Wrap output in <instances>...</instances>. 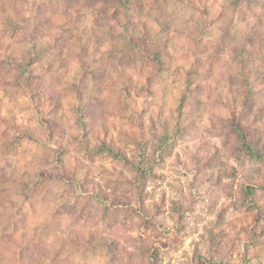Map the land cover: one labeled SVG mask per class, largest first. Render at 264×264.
Here are the masks:
<instances>
[{
  "label": "clouds",
  "instance_id": "obj_1",
  "mask_svg": "<svg viewBox=\"0 0 264 264\" xmlns=\"http://www.w3.org/2000/svg\"><path fill=\"white\" fill-rule=\"evenodd\" d=\"M25 7L0 41L15 61L0 73V264H153L157 249L156 264H176L185 245L184 264H264V235L238 221L245 190L264 185V0ZM65 29L82 57L24 65ZM38 176L46 187L29 192Z\"/></svg>",
  "mask_w": 264,
  "mask_h": 264
},
{
  "label": "rangeland",
  "instance_id": "obj_2",
  "mask_svg": "<svg viewBox=\"0 0 264 264\" xmlns=\"http://www.w3.org/2000/svg\"><path fill=\"white\" fill-rule=\"evenodd\" d=\"M87 1L89 2L90 6L92 5V7H94L95 4L99 2V0ZM28 2L29 0H0V41H2L4 38L12 39L22 31L21 26L27 19V17L25 16V12L27 11L25 6L28 4ZM107 2L108 0H105V3ZM124 3L126 4L127 0H124ZM37 11L39 12V9ZM101 11L104 10L102 9ZM113 15H115V13H113ZM77 19L79 21L80 18ZM92 23L98 24V20H93ZM38 27V25L33 26V34L37 31ZM109 31L111 32V29ZM125 31H127V26H125ZM23 38L26 37H22V39ZM80 41V37L75 36V34L72 33L70 29H65L53 40V42L48 46V48L41 50L39 53L36 54L35 57H33L31 54H28L24 58V65L30 67L32 63L39 61L43 57L53 55L55 53L66 54L70 59L82 57L86 53L87 48L86 46H82ZM0 48H2V44H0ZM13 63H15V61L11 56H9L7 59L0 60V73L4 72L5 70H9ZM63 66L68 67L70 71L73 69V66L70 64H65ZM18 67L23 66L18 65ZM31 71L32 70L28 71V76L24 80V86L29 90L31 89V85L34 79V77L31 75ZM21 75H23V72L21 73ZM88 75H90L96 82H103L106 78V70L103 68V66H101L95 69L94 71L88 73ZM73 88L76 93V98L78 99L81 95V86L74 85ZM2 115L3 113L2 111H0V117H2ZM31 120V113L27 111L21 112L17 117V122L21 126ZM101 150H103V146H101ZM116 158L119 159L120 157L117 155ZM173 163L177 165L181 163L179 160V153H177L176 156L173 157ZM39 176H43V173L39 174ZM39 176L33 187L31 189H28L29 192H36L37 194H39L42 188L46 187L45 184H42ZM155 178L160 180H167V170L156 174ZM52 181L53 178L49 176L48 183H51ZM148 188H151V185H148ZM167 195L168 194L165 193L164 196L160 197V201L163 202V200L167 198ZM243 198L246 202V207H244L245 214L241 217H238V221L247 223L251 227L254 237L257 234V229H259V235H264V225H262V221H264V185H261V195L259 197L255 195V189L249 187L245 190ZM61 209H63L64 211H68L69 207L67 205H61ZM56 214H60V209L57 210ZM157 214H159V212H157ZM18 215L20 216V223H27V216L22 215L20 213H18ZM105 215H107V209H105ZM222 219L223 213H221V215L217 217V223H221ZM221 235L223 236L224 234L222 233ZM212 242L214 247H218V245L215 244V237H213ZM162 246L167 247V243L163 242ZM189 247L190 245H185L183 246L182 250L177 249L178 255L176 258V264H184L183 257L188 252ZM189 255L195 256V251H193V253ZM232 258L233 260L238 259L235 253H233ZM152 259L153 264H156V261L158 260V249L152 252ZM166 264H171V262H166ZM220 264H223V261H220Z\"/></svg>",
  "mask_w": 264,
  "mask_h": 264
},
{
  "label": "trees",
  "instance_id": "obj_3",
  "mask_svg": "<svg viewBox=\"0 0 264 264\" xmlns=\"http://www.w3.org/2000/svg\"><path fill=\"white\" fill-rule=\"evenodd\" d=\"M85 7H86V8H91L92 5L90 6V5H89V2H88L87 0H85Z\"/></svg>",
  "mask_w": 264,
  "mask_h": 264
}]
</instances>
